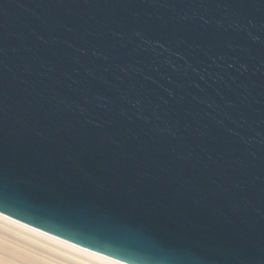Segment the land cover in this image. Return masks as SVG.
Returning a JSON list of instances; mask_svg holds the SVG:
<instances>
[{
  "label": "water",
  "instance_id": "water-1",
  "mask_svg": "<svg viewBox=\"0 0 264 264\" xmlns=\"http://www.w3.org/2000/svg\"><path fill=\"white\" fill-rule=\"evenodd\" d=\"M0 213L126 264H264V0H0Z\"/></svg>",
  "mask_w": 264,
  "mask_h": 264
},
{
  "label": "bare ground",
  "instance_id": "bare-ground-1",
  "mask_svg": "<svg viewBox=\"0 0 264 264\" xmlns=\"http://www.w3.org/2000/svg\"><path fill=\"white\" fill-rule=\"evenodd\" d=\"M0 264H126L0 213Z\"/></svg>",
  "mask_w": 264,
  "mask_h": 264
}]
</instances>
